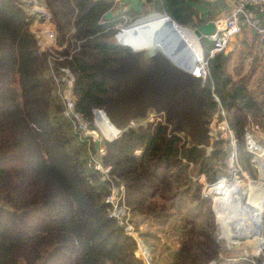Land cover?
Here are the masks:
<instances>
[{
    "label": "trees",
    "instance_id": "16d2710c",
    "mask_svg": "<svg viewBox=\"0 0 264 264\" xmlns=\"http://www.w3.org/2000/svg\"><path fill=\"white\" fill-rule=\"evenodd\" d=\"M44 2L65 45L53 66L30 28L37 13L23 9L21 0H0V264H145L135 254L136 239L105 202L111 188L120 185L129 221L159 228L146 233L154 239L166 230L168 264H255L247 257L222 255L211 197L203 194L199 181L204 176L213 183L228 172L234 148L229 136L218 135L208 154L187 147L184 133L174 131L164 116L130 125L110 141L101 139L104 153L98 158L109 168L102 179L101 172L86 165L89 152L98 156L94 142L81 137L75 119L64 114L59 93L64 82L55 83L51 72L59 75L61 66L70 70L74 110L94 129V110L103 106L109 82L98 78L93 62L112 66L114 56L128 49L104 38L118 31L121 15H138L145 3L123 11L115 0ZM199 2L149 3L151 11L194 29L206 22L194 20ZM226 62L222 52L207 61L205 118L220 112L237 154L245 159L251 155L245 131L252 134L251 123L264 129V84L233 82Z\"/></svg>",
    "mask_w": 264,
    "mask_h": 264
},
{
    "label": "rangeland",
    "instance_id": "374dc122",
    "mask_svg": "<svg viewBox=\"0 0 264 264\" xmlns=\"http://www.w3.org/2000/svg\"><path fill=\"white\" fill-rule=\"evenodd\" d=\"M21 2H23L21 7L25 9L27 12L31 13V15L33 14L35 15L37 13V15H35L33 19L30 28L35 33L36 37L37 35H40L42 44H40L41 47L39 49L41 51L43 50L49 53L47 55V61L49 62L50 65L53 66L54 58L61 59V57L58 56L59 54L57 53V51H61V50L63 51L65 45L59 43V32L57 29V24L55 23V21H52L51 11L49 10L44 0H21ZM152 12L154 11H151L150 3H146L144 6V10H142L141 13L138 15L136 14L133 17H128L127 15H121L119 17L121 20L116 24V27L118 28V30H120L123 27H126L128 24L132 23L134 20ZM108 15H109L108 17H112V14H108ZM147 17H150V15ZM239 20H240L239 21L240 32L228 43L226 48L222 51V53L227 58L226 71L230 75L232 81L235 83H241V84L245 83L249 87L252 86L253 83L254 85H257L258 82L259 84L263 85L264 84V45L261 41L262 37H260L259 34L255 36V34L251 33L250 29L252 28L248 25V23L245 22L242 15H239ZM185 28L189 29V31L191 32L193 30V28L191 27H185ZM50 32L53 34L52 38L46 36L47 33ZM198 42L200 45V49L203 52V55L206 56V48H205L207 46L206 39L203 37L201 40H198ZM61 68H66V67L64 66L59 67V73H60L59 75L56 74L54 71L51 72L52 79L54 80L56 79L55 83H59L60 81L64 82L63 79L66 77V75L65 72H63V70L61 71ZM67 88L68 87H66V85L64 84V86L59 91L62 99L64 97V93L67 90ZM215 100L218 101L216 97ZM219 113L220 112L215 113L212 116L211 120L205 118L204 116V118L208 120L207 126L211 133L212 143L218 137V135L223 137L229 136L231 139L230 134L227 132V129H229L228 123L226 120L223 121L219 120L218 118ZM221 113H223V111ZM160 118L163 119V114H155L152 110H149L145 118L133 122L132 125L146 124L149 121L150 122L157 121ZM97 121L98 120H95V116H94L93 118L94 129L87 127L86 125L87 122L83 118H82V123L81 121L75 119L72 121V124L74 126V129L80 130L82 134L81 137H86V136L91 137L93 142L94 140H99L101 142V139H106L109 141L112 140L111 137L108 138L105 135V133L98 125ZM250 125L251 126H249V128L252 129L251 135L253 139L258 143V145L264 147V141H263L264 129L259 127V125H255V123H251ZM231 143L233 144L234 148L230 156L228 157V166H229L228 172L226 174H223L222 176L230 175L231 172L230 169L232 165L239 167V169L241 170L240 173H238L237 175L238 178L236 179L235 186L230 189L228 195L230 204L228 203L226 204V207L231 205L233 210L232 213L229 210L226 211L227 215L229 214L231 218L230 221H232L230 224H228V228L230 230V235H229L230 238H228V240L223 235V230L221 227L222 222L220 220L219 214L217 213V209H216L218 207L219 200L222 198H218L213 195L211 197V207L217 220V232H216L217 238L220 243L222 255H225L226 257H230L232 259L247 257L253 260L255 264H260L261 262L264 261V245L262 247L260 246V241L262 240L264 242V158H259L257 165L255 163V157L257 155L256 153H251L250 156L248 157L246 156L244 159L243 155H240V153H238L239 155L237 154V151L235 149V138L234 141L231 139ZM100 149L103 148L102 147L98 148L96 152H99ZM102 152H100L101 155L103 154ZM262 152H264V150L261 149L260 153ZM89 155L90 158L94 160H97L98 158V156L92 152L91 153L89 152ZM104 178H105V173H102V179ZM199 181L205 183L206 179L204 176H200ZM118 189L119 187L113 186L111 188V191L112 190L117 191ZM123 195H125V193H123ZM248 208H250L252 212H254L253 215H255V218H254L253 226L255 228L250 232H246L242 234L244 224L241 220L243 219L244 216L245 219L249 217V214H246ZM261 208H262L261 215L257 214V212H259ZM231 214L233 215L232 217ZM130 216H131L130 213L127 214L125 212L123 218L130 219L131 218ZM239 221H240V225H239ZM129 223L135 228V231L132 232L130 235L134 237L137 242V249L135 251L137 257L141 258L145 262L144 256H148L149 258L148 262L150 264H168L165 260L166 252L164 251L167 246V243H169L171 239L169 240V236L165 233L166 230L163 232H156V237H155L156 239H154L153 237H151V235L149 234L147 235L146 233L155 232L156 230H158L159 228L156 229V226H152L149 228L147 222L143 223L140 220H138L137 225L133 224L131 221H129ZM122 225L125 224L123 223ZM236 226L239 228H235ZM261 226H262V230H261ZM247 237L249 238L245 239ZM144 247L148 251V253L146 254H143ZM258 260L260 263L258 262Z\"/></svg>",
    "mask_w": 264,
    "mask_h": 264
},
{
    "label": "water",
    "instance_id": "95a60500",
    "mask_svg": "<svg viewBox=\"0 0 264 264\" xmlns=\"http://www.w3.org/2000/svg\"><path fill=\"white\" fill-rule=\"evenodd\" d=\"M144 1L149 3L151 0ZM151 14L167 19L168 24L148 32L137 31L136 40L130 44L119 39L124 29H131ZM177 26L181 25L168 15L152 12L104 38L105 42L127 47L129 51L114 56L115 64L112 66L93 62L98 78L109 82V94L103 97V106L94 111L95 120H104L113 132V139L132 125L136 118H145L152 110L155 114H163L165 123L173 122L174 131L184 133L187 147L204 148L206 153H210L211 133L208 120L204 118L207 105L203 95L205 78L197 62L188 60L183 47L170 34ZM213 28V21H207L192 32L198 41L209 35ZM262 43L264 45V39ZM99 145L100 141L94 140L95 150ZM214 263L213 260L208 264Z\"/></svg>",
    "mask_w": 264,
    "mask_h": 264
},
{
    "label": "built area",
    "instance_id": "2783aa9c",
    "mask_svg": "<svg viewBox=\"0 0 264 264\" xmlns=\"http://www.w3.org/2000/svg\"><path fill=\"white\" fill-rule=\"evenodd\" d=\"M115 1L118 2L121 0ZM249 6H256L258 12H264V0H229V4L225 8H223L220 13H218L213 19V30L209 35L204 37L207 42V46L205 47L206 56L203 55V52L201 50V57L197 61L199 71L201 72V75L205 78V80L207 77L208 59L222 52L226 48L228 43L240 32L239 15L243 16L245 22L248 23V25L252 29H254L256 33L264 35V25L260 23V18L251 16V14L249 13L250 11H248V9L246 8ZM46 36L52 38L53 34L50 32L47 33ZM37 37L38 44H42L40 35H37ZM62 70L66 75V77L63 79L64 84L66 85V87H68L63 97L65 106L64 114L77 119L82 123V118L74 110V97L72 95L73 75L67 68H61V71ZM227 132L230 134L231 139L234 141L231 130L227 129ZM244 137L246 149L251 153L257 154L255 157V163L258 165L257 159L259 158V152L263 147L258 145V143L253 139L252 135L247 130L245 131ZM102 151L103 149H100L99 152H97L98 157L101 156L100 152ZM102 153H104V151ZM97 160L90 158L88 160L87 166L93 167L94 169L106 174L108 168H103L101 163L99 162V158H97ZM240 170L241 169H239V167L232 165L229 176H221L217 181L213 183H203V194L210 197H212L213 195L215 197L222 198V196H224L229 191V189L235 186L236 179L238 178L237 175L238 173H240ZM123 193L124 188L121 185L119 186V189L117 191H111V193L106 197L105 202L109 203L112 206L110 215L116 217L120 224L124 223L125 230L128 234H131L135 231V228L129 223L128 218H123L125 212L127 214L129 213L128 209L123 203ZM144 260L146 264H150L148 262V256H144ZM260 264H264V261Z\"/></svg>",
    "mask_w": 264,
    "mask_h": 264
},
{
    "label": "bare ground",
    "instance_id": "6f19581e",
    "mask_svg": "<svg viewBox=\"0 0 264 264\" xmlns=\"http://www.w3.org/2000/svg\"><path fill=\"white\" fill-rule=\"evenodd\" d=\"M167 19H160L158 15L155 14H151L150 17L144 18L141 21H138L135 25H133L131 27V29H124L122 33L119 34V39L127 44H130L132 42H134L136 40V32L139 30H143V31H149L153 28H163L164 25L168 24L167 23ZM176 30H173L172 33H170L171 35L174 36L175 39L178 40L179 42V46L182 48L183 47V51L186 54V57L188 58L189 61L191 62H197L198 59H200L201 57V49H200V45L199 42L197 41L196 37L194 36V34L189 31V29L181 27V26H177ZM97 123L100 126V128L102 129V131L105 133V135L110 138L113 136V132L112 130L106 125V123L104 122V120L102 119H97ZM261 152V150H260ZM259 152V158H264V152L260 153ZM258 158V159H259ZM258 159H257V163H258ZM229 191L222 196V199L219 200V204L217 209V213L219 214L220 220L222 222V230H223V235L225 236V238L228 240V238H230V230L228 228V224H230L232 221H230V216L229 214L227 215L226 211L229 210L231 213L233 212L231 205L226 207V204H230L229 202ZM217 205V203H216ZM261 211L262 208L260 209L259 212H257V214L261 215ZM254 212H252V210L250 208H248L247 213L249 214V217H247L245 219V216L243 217V219L241 220L244 224L243 227V233L246 232H250L251 230H254V226H253V222H254V218L255 215H253ZM256 214V215H257ZM233 215L231 214V217ZM239 225H240V221H239ZM233 226V224H232ZM235 228H239V227H235ZM257 233V232H256ZM242 236V235H240ZM249 237L245 238L248 239ZM264 245V242L261 240L260 241V246L262 247ZM148 253L147 249L144 247L143 248V254Z\"/></svg>",
    "mask_w": 264,
    "mask_h": 264
},
{
    "label": "crops",
    "instance_id": "0c3cea01",
    "mask_svg": "<svg viewBox=\"0 0 264 264\" xmlns=\"http://www.w3.org/2000/svg\"><path fill=\"white\" fill-rule=\"evenodd\" d=\"M122 6V10L125 11L126 8L130 7L135 10H138L142 7L143 3L146 4L144 0H121L118 1ZM229 4V0H201V2L195 4V9L197 11V18L194 20L200 19L207 21H213L220 11L225 8ZM124 6V7H123ZM144 7V6H143ZM119 8V10H121ZM252 17H258L261 20V24L264 25V12L260 13L256 8H254L253 12H249ZM126 15V14H123ZM203 24V23H202ZM252 34L255 36L259 33H256L254 29H250ZM261 41L264 39V35L259 34Z\"/></svg>",
    "mask_w": 264,
    "mask_h": 264
},
{
    "label": "flooded vegetation",
    "instance_id": "af4514ba",
    "mask_svg": "<svg viewBox=\"0 0 264 264\" xmlns=\"http://www.w3.org/2000/svg\"><path fill=\"white\" fill-rule=\"evenodd\" d=\"M129 50L127 49L125 52H123V53H120L119 55H122V54H125V53H127ZM115 64V63H114ZM113 64V65H114Z\"/></svg>",
    "mask_w": 264,
    "mask_h": 264
}]
</instances>
